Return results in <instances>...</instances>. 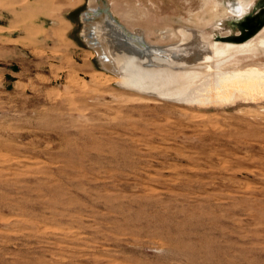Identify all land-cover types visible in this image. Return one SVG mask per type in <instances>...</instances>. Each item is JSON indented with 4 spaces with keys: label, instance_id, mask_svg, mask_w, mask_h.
<instances>
[{
    "label": "rangeland",
    "instance_id": "rangeland-1",
    "mask_svg": "<svg viewBox=\"0 0 264 264\" xmlns=\"http://www.w3.org/2000/svg\"><path fill=\"white\" fill-rule=\"evenodd\" d=\"M87 1L0 0V264H264V81L204 102L122 87L80 35ZM103 1L150 42L264 29V0Z\"/></svg>",
    "mask_w": 264,
    "mask_h": 264
},
{
    "label": "bare ground",
    "instance_id": "bare-ground-1",
    "mask_svg": "<svg viewBox=\"0 0 264 264\" xmlns=\"http://www.w3.org/2000/svg\"><path fill=\"white\" fill-rule=\"evenodd\" d=\"M239 4L237 13L243 14L245 2ZM109 12L106 1L89 0L80 14V35L103 70L115 75L122 87L165 99L204 102L240 89L253 95L264 81V70L255 64L260 51L264 53V29L246 43L230 44L209 40L201 25L178 24L150 33V42L141 27L128 29ZM237 53H247L251 63L229 61Z\"/></svg>",
    "mask_w": 264,
    "mask_h": 264
}]
</instances>
